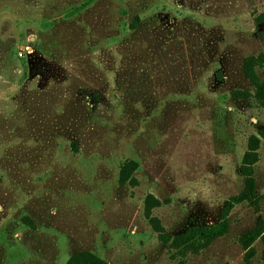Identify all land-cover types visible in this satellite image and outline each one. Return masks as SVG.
<instances>
[{
	"label": "rangeland",
	"instance_id": "1",
	"mask_svg": "<svg viewBox=\"0 0 264 264\" xmlns=\"http://www.w3.org/2000/svg\"><path fill=\"white\" fill-rule=\"evenodd\" d=\"M263 11L0 0V264H264Z\"/></svg>",
	"mask_w": 264,
	"mask_h": 264
},
{
	"label": "trees",
	"instance_id": "2",
	"mask_svg": "<svg viewBox=\"0 0 264 264\" xmlns=\"http://www.w3.org/2000/svg\"><path fill=\"white\" fill-rule=\"evenodd\" d=\"M261 21H264V11L260 15ZM245 75H247L249 78H251L253 81H256L252 78L250 72L248 70H245ZM229 212V206H223V208L219 212L218 222L215 224H204V225H193L192 227H189L185 230V232L178 236L177 240H185V239H191L198 241V245H206L209 241L213 240L214 238H217L219 236H222L226 233L227 227H228V221H227V215ZM26 224L29 226H32V223L29 220L24 219L23 220ZM158 239L165 243L168 241V238L161 234L160 231H158Z\"/></svg>",
	"mask_w": 264,
	"mask_h": 264
}]
</instances>
